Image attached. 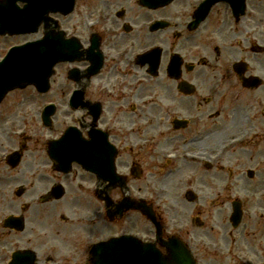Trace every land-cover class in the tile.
Wrapping results in <instances>:
<instances>
[{"label":"flooded vegetation","instance_id":"obj_1","mask_svg":"<svg viewBox=\"0 0 264 264\" xmlns=\"http://www.w3.org/2000/svg\"><path fill=\"white\" fill-rule=\"evenodd\" d=\"M95 15L92 34L119 62L81 79L84 111L101 104L97 125L112 147L98 141L96 154L114 152L125 183L104 177L103 165L61 174L39 156L15 168L0 161V264H92L87 239L121 232L158 233L163 257L159 242L175 233L196 264H264V0H73L63 26L83 47ZM49 18L54 31L57 15ZM151 50L157 67L137 65ZM53 184L62 197L41 200ZM153 190L151 219L127 211Z\"/></svg>","mask_w":264,"mask_h":264},{"label":"rangeland","instance_id":"obj_2","mask_svg":"<svg viewBox=\"0 0 264 264\" xmlns=\"http://www.w3.org/2000/svg\"><path fill=\"white\" fill-rule=\"evenodd\" d=\"M20 39H21V38H19L18 40H20ZM9 40L12 42V41H15V40H17V38H16V39H9Z\"/></svg>","mask_w":264,"mask_h":264},{"label":"water","instance_id":"obj_3","mask_svg":"<svg viewBox=\"0 0 264 264\" xmlns=\"http://www.w3.org/2000/svg\"><path fill=\"white\" fill-rule=\"evenodd\" d=\"M56 43L58 44V40L56 41Z\"/></svg>","mask_w":264,"mask_h":264}]
</instances>
